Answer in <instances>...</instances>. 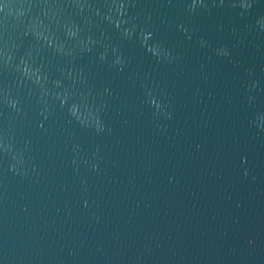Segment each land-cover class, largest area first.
Returning a JSON list of instances; mask_svg holds the SVG:
<instances>
[{"label": "water", "instance_id": "1", "mask_svg": "<svg viewBox=\"0 0 264 264\" xmlns=\"http://www.w3.org/2000/svg\"><path fill=\"white\" fill-rule=\"evenodd\" d=\"M0 264H264V0H0Z\"/></svg>", "mask_w": 264, "mask_h": 264}]
</instances>
